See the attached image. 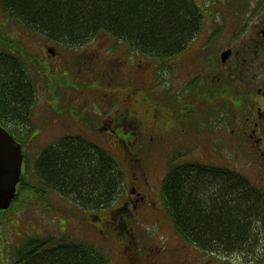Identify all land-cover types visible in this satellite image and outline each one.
<instances>
[{"label":"rangeland","instance_id":"rangeland-1","mask_svg":"<svg viewBox=\"0 0 264 264\" xmlns=\"http://www.w3.org/2000/svg\"><path fill=\"white\" fill-rule=\"evenodd\" d=\"M194 1L205 14L208 1L224 0ZM226 1L238 3L239 0ZM25 27L21 20L12 17L0 5V48L14 49L17 55L28 57L27 62L32 64L29 74L37 87L36 100L30 116L25 114L17 117L18 121H5L16 138L23 142L21 148L24 153V179L15 204L0 211V264H13L17 258V250L22 244L38 236H52L56 239L66 237L72 242L88 241L107 255L108 264H125L122 249L127 241L117 239L111 229L109 233L103 230L101 221L94 218L99 212L101 217H108L109 207H114L125 199L131 201L134 211V216L129 217L133 220H129V223L132 228L135 227L131 234L134 235L133 243L141 264H148V257H160L169 261L175 257L185 258L184 255L190 259L200 258V255L207 256L204 255L205 249L198 247L196 250L185 245L188 243L186 237L174 229V220L166 207L162 191L163 181L169 165L175 162V154L180 151L186 154L181 156L179 162H182L185 158L189 159L190 154L191 157L196 152L201 155L212 149L217 164L241 169L249 178L245 177L248 186L253 188L251 181L257 182L256 172L253 171L248 156L242 155L238 161L234 156L236 136L208 129L209 126L204 129L196 127L198 133L208 136L209 140L203 137L205 146H195L192 142L194 132L192 133L189 127L179 145L173 147V143L179 142L180 139L160 146L157 138L152 140L153 143H149L150 134L144 131L139 141L142 145L144 143V146L135 149L133 155L125 156L120 145L115 144L116 134H112L110 128L106 129L110 125L105 120L114 118L116 108L125 106L127 101L124 103L123 100H118L111 105L105 102L102 105L99 102L109 88L126 90L130 82L127 75L139 82L138 72L130 65L132 58L129 56L128 45L124 44L125 41L112 33L101 31L95 33L87 43L76 46L68 44V41L54 40L40 29L29 31ZM48 46L56 48L55 55L50 53ZM131 53L133 54L132 50ZM37 60H41L40 69L35 64ZM27 65L29 67V64ZM131 68L132 72L128 73ZM159 77L157 72L158 85ZM178 79L177 76L175 82H178ZM108 82L112 85L109 86ZM82 135L86 144L88 141H94L111 151L123 174L120 191L109 207H103L105 209H86L59 191L41 188L44 184L37 173L36 165L42 151L49 146L59 147L60 142L67 138L84 142ZM131 157L135 159H127ZM25 186L29 187L28 190H25ZM138 192L142 197L136 202L134 199ZM261 203H264L263 196ZM115 215L119 216L117 213ZM263 224L262 213L255 223V228ZM93 225L97 230H94ZM127 233L129 231L123 232L122 235L126 237ZM130 236L127 235V239ZM249 245L246 243L242 247H232L227 249V252L236 250L235 255L242 256V253L248 254L253 249V245ZM217 247L211 248L217 250V253H226L225 248L218 247V250ZM128 254L132 255L131 249H128ZM97 260L102 264L99 256Z\"/></svg>","mask_w":264,"mask_h":264},{"label":"flooded vegetation","instance_id":"flooded-vegetation-1","mask_svg":"<svg viewBox=\"0 0 264 264\" xmlns=\"http://www.w3.org/2000/svg\"><path fill=\"white\" fill-rule=\"evenodd\" d=\"M201 18V28L190 45L176 54L161 58L160 62L152 61L146 53L136 50L135 46L131 48L133 56L130 65L138 72L139 82L126 74L130 80L126 90H106L107 94L99 101L102 105L104 102L111 105L118 100L127 101L125 106L116 108L114 118L105 120L110 125L106 129L110 128L112 134H116L115 144L120 145L125 156L133 155L135 149L144 146V143H139L144 131L150 134L149 143L157 138L160 146L180 139L173 143V147L179 145L189 127L194 132L192 142L195 146H205V137L209 140L208 136L200 135L196 127L204 129L209 126L208 129L235 135L234 156L237 161L242 155L248 156L256 172L257 182L250 180L253 190L260 200L261 196L264 199V0H239L238 3L208 1L207 12L204 14L201 11ZM0 59L8 60L17 67L22 78L19 85L0 89V123L8 128L5 123L7 119L25 114L30 116L37 87L25 68L27 64L32 65L27 62L28 57L23 58L22 62L21 55H17L14 49L2 47ZM131 72L132 68L128 73ZM157 72L160 76L159 85L156 83ZM177 76L179 79L175 82ZM111 82H108L109 86ZM211 150L201 155L196 152L192 157L190 154V158L182 162L178 158L174 164L189 162L204 171L213 168L242 179L247 177L239 168L217 164ZM110 154L114 155L111 151ZM141 197L138 192L134 200L137 202ZM130 202L125 199L122 204L127 203L130 211H133ZM111 215L112 220L117 218L113 209L109 213ZM130 216L123 215L121 218L127 221L121 224L123 232L129 231L127 235H131L128 239L119 238L127 241L122 249V257L125 264H141L133 243V228L129 223L133 218ZM94 218L101 221L99 214ZM174 225V229L186 237L188 243L185 245L196 250L198 247L203 248L194 236H186L181 230L179 219H174ZM93 228L97 230L94 225ZM246 243L253 245V249L248 254L242 253V256L235 255L236 250L232 254L225 249L226 253L220 254L215 249L203 248L207 256L190 259L184 255L185 258L175 257L169 261L148 257V264H264V224L255 229V236L242 246ZM70 245L81 244L71 242L66 237H49L35 241L33 251L38 253ZM80 249L84 251L82 247ZM128 249L132 250L133 256L128 254ZM96 264H100L98 260Z\"/></svg>","mask_w":264,"mask_h":264},{"label":"trees","instance_id":"trees-1","mask_svg":"<svg viewBox=\"0 0 264 264\" xmlns=\"http://www.w3.org/2000/svg\"><path fill=\"white\" fill-rule=\"evenodd\" d=\"M0 4L26 26L40 29L54 40L78 46L95 33L107 31L157 56L183 50L202 23L194 0H0ZM40 61H35L38 68ZM21 79L17 67L0 59V89L19 85ZM84 140L63 139L59 147L50 146L42 152L36 165L44 184L41 188L59 191L86 209H105L120 191L123 174L107 150ZM23 179L24 175L12 206L20 196ZM245 180L186 162L168 171L163 192L169 212L179 219L187 236H194L205 249L218 246L229 250L242 247L255 236V223L263 213L259 195ZM117 206L112 208L119 215L115 220L109 215L103 218L99 212L101 226L108 233L111 229L117 239H126L121 224L127 221L121 218L134 216V211L127 203ZM33 244L28 239L17 250L13 264H96L97 256L102 264H108L104 252L87 244L38 253Z\"/></svg>","mask_w":264,"mask_h":264},{"label":"water","instance_id":"water-1","mask_svg":"<svg viewBox=\"0 0 264 264\" xmlns=\"http://www.w3.org/2000/svg\"><path fill=\"white\" fill-rule=\"evenodd\" d=\"M48 50L56 53L54 47ZM23 160L21 144L0 125V209L8 208L16 195Z\"/></svg>","mask_w":264,"mask_h":264}]
</instances>
